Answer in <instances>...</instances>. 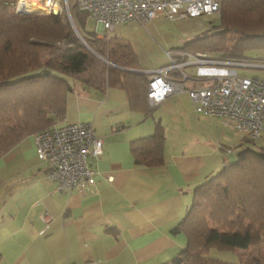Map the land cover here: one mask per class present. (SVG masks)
Instances as JSON below:
<instances>
[{
    "label": "crops",
    "instance_id": "crops-1",
    "mask_svg": "<svg viewBox=\"0 0 264 264\" xmlns=\"http://www.w3.org/2000/svg\"><path fill=\"white\" fill-rule=\"evenodd\" d=\"M218 17L219 12L174 20L159 15L147 23L119 24L109 34L126 40L139 71L148 73L168 63L165 49L203 34ZM254 52L251 61L264 64V53ZM184 70L196 76L206 69ZM208 82L191 79L185 86ZM63 121L89 123L102 138L103 153L90 159L95 182L83 191H56L37 157L34 133L2 154L0 264L169 262L186 246L185 235L172 229L191 205L194 188L247 146L218 118L195 112L186 91L172 93L147 113L131 108L122 88L76 85L67 93ZM157 125L164 134L162 164L136 165L130 142L151 135ZM254 142L264 147V131ZM43 213L51 217L46 223Z\"/></svg>",
    "mask_w": 264,
    "mask_h": 264
},
{
    "label": "trees",
    "instance_id": "trees-1",
    "mask_svg": "<svg viewBox=\"0 0 264 264\" xmlns=\"http://www.w3.org/2000/svg\"><path fill=\"white\" fill-rule=\"evenodd\" d=\"M16 2L0 0V156L24 137L62 122L67 93L76 85L122 88L131 108L151 111L149 74L139 71L126 40L86 31L87 14L75 2L73 25L64 9L16 15ZM263 48L264 0H221L217 22L178 47L225 58ZM163 141L159 125L151 135L132 140L135 164H162ZM246 141L235 160L194 188L191 205L172 229L185 235L186 246L163 264H264V147ZM211 246L246 253L232 263L206 257Z\"/></svg>",
    "mask_w": 264,
    "mask_h": 264
},
{
    "label": "built area",
    "instance_id": "built-area-1",
    "mask_svg": "<svg viewBox=\"0 0 264 264\" xmlns=\"http://www.w3.org/2000/svg\"><path fill=\"white\" fill-rule=\"evenodd\" d=\"M47 13L64 9L71 20L69 0H38ZM77 8L92 19L98 37L109 34L117 25L131 21L147 23L159 15L168 19H182L220 11L221 0H74ZM16 15L29 11L25 0H17ZM34 12V11H32ZM31 12V13H32ZM168 63L149 71L147 101L157 106L172 93L186 91L194 110L204 116H214L247 140H257L264 131V77L238 75L232 67L264 64L236 61L207 54H191L178 48L164 51ZM206 69L196 76L184 69L189 66ZM231 68H226V67ZM176 71L180 77L170 72ZM208 79L204 85L191 88L185 81ZM36 154L45 165L47 178L55 182V190L63 192L83 191L95 182V169L90 159L103 153V140L96 135L89 123L62 121L33 134ZM50 215L43 213L46 223Z\"/></svg>",
    "mask_w": 264,
    "mask_h": 264
},
{
    "label": "rangeland",
    "instance_id": "rangeland-1",
    "mask_svg": "<svg viewBox=\"0 0 264 264\" xmlns=\"http://www.w3.org/2000/svg\"><path fill=\"white\" fill-rule=\"evenodd\" d=\"M73 3H74V0H69L70 7L73 6ZM37 8L38 9H34V10H31V11H42V12L45 11L43 9V7L40 6V4H38ZM66 16H67V14H66ZM68 20L73 25L72 18H71V20L68 18ZM216 22H217V19L213 18V19L210 20L209 24L211 25V24H214ZM82 28H84L86 31L97 32L96 28H95V24H94L92 19H88L87 18L85 23H84V26ZM258 53H264V48L260 49L258 51H255L253 54L255 55V54H258ZM249 54L250 53L246 54L244 57H236V58H228V59L236 60V61H239V62H241V61L252 62L251 59L253 58V55H249ZM261 57H264V55L262 54ZM254 58H257V57H254ZM196 67H208V65H203V66H197L196 65ZM188 68L189 67H186L185 69H187V71H189ZM226 68H231V67L228 66ZM232 69H234L236 71V73L238 75H241V76H245V77H255V76L264 77V69L259 68V67H255V66H253V67L252 66H234V67H232ZM251 144L253 146V144L255 145V142L251 143ZM231 158H232V160H234L236 158V156L233 155V156H231ZM261 252L264 253V244L261 247ZM245 253H246V251L243 250V249H238L236 251H230V250H220V249H218V248H216L214 246H211L209 248V250L206 252L205 256L209 257V258H216V259L227 261V262L239 263L240 262V258L242 256H244Z\"/></svg>",
    "mask_w": 264,
    "mask_h": 264
},
{
    "label": "bare ground",
    "instance_id": "bare-ground-1",
    "mask_svg": "<svg viewBox=\"0 0 264 264\" xmlns=\"http://www.w3.org/2000/svg\"><path fill=\"white\" fill-rule=\"evenodd\" d=\"M28 1V2H27ZM30 1H32V0H25V2H26V6L28 7V9H29V11H31V10H34V9H38L37 8V4L35 3V2H30ZM39 4V3H38ZM41 6V5H40ZM42 7V6H41ZM43 9L45 10L44 12H42V11H34V12H38V13H42V14H44V13H47L46 11V9L43 7ZM32 12V11H31Z\"/></svg>",
    "mask_w": 264,
    "mask_h": 264
},
{
    "label": "water",
    "instance_id": "water-1",
    "mask_svg": "<svg viewBox=\"0 0 264 264\" xmlns=\"http://www.w3.org/2000/svg\"><path fill=\"white\" fill-rule=\"evenodd\" d=\"M29 13H31V12H27L26 14H29ZM54 13H56V12H54Z\"/></svg>",
    "mask_w": 264,
    "mask_h": 264
}]
</instances>
